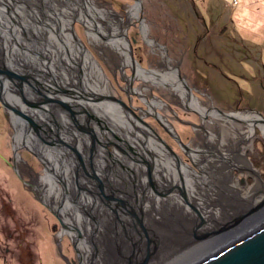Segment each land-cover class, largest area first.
<instances>
[{
    "label": "flooded vegetation",
    "instance_id": "1",
    "mask_svg": "<svg viewBox=\"0 0 264 264\" xmlns=\"http://www.w3.org/2000/svg\"><path fill=\"white\" fill-rule=\"evenodd\" d=\"M5 1L11 8V15L16 20V23L11 20L7 10L2 6H0V16L2 14V16L6 17L7 27H5L8 28L12 26L13 33H15L16 37L21 39V42L25 44V47L21 44L11 46L10 36L7 34V54L3 53L0 48V65L3 62L4 66L7 68H11L22 73L30 81L29 84H31L29 87L28 83L25 81L20 82L14 78L15 82L24 86L23 95H20L15 83L9 78L5 79L4 83L6 87L10 86V89L7 87V91H9V93L11 92V97H15L17 101H10L6 90L5 95L13 105H17V107L23 112L30 115L32 120H36V124L38 126L36 124L35 125L37 126L41 136L44 138L37 136L38 134L26 123V121L16 115L22 125L17 122L11 114L13 112L9 109L6 110L0 103L4 114H7L8 112L10 117L9 121L15 128L13 144L8 143V140H4V144L9 147L7 146L6 155H2L0 153V158L4 163L6 162V166L11 169L9 172L13 175L12 178L20 183L25 194L30 196L36 202L26 201L28 198L23 195H21L19 199H26L25 201L15 202L13 200L12 192L4 197L5 201H0V264H35L34 258L37 253L39 254L37 264H44V258L41 255L47 253L51 246L52 251L58 258L57 263L62 264L63 260L65 264H67L66 251L74 249L73 251L76 252L78 264H82L79 250L77 248V239H75L78 238V234L74 232L75 237L73 238L66 232L68 228L62 226V204L64 202H68L69 205L72 204L73 206L76 203V206H81L82 208L85 207L87 210L86 212H84V210L83 212H76V214L80 216L82 225H85L86 223L88 224L91 242L88 264H94L95 262L96 248L94 247L96 246V243L94 239H96V237L93 225H96V221L98 219L101 220L106 218L110 224H113L111 221L114 222V224L118 225L121 231L126 230L128 236H131L132 228L134 229V235L138 237V239H135L136 245L134 244V249L137 247L138 253L134 250L132 256L134 258H131L132 260L135 259V262L136 260H139V258H145L148 251L151 252L154 246L156 247L154 252L155 254H159L160 252L166 250L167 255L171 254L169 246H166L168 244L166 242L172 244L171 242H174L177 238V233L173 239H171V236H167V238L161 237L162 239H159L157 236L155 237V235H153L150 229H148V226L150 225L158 226L161 219H165V221L167 220L166 224L168 228V223L174 217V219H177L179 224L185 228H188L187 224H196L197 228L195 229V227H193L191 230V239L186 238L181 243L184 244L190 240V242L194 244V240L195 242H202L203 240L205 244H201L191 250L194 253L198 251V253H196L197 255L201 254V252H203V250H205L208 246L206 244L208 240H210L209 242H213L215 240L224 239L227 235L232 234L237 228H239L240 222L228 231L225 230L221 233L218 232L217 234L207 236L202 240L195 239L193 236L194 229L198 233L199 229H202L201 225L205 226V223L202 222L204 213H201V211L203 212L206 208H209V212H211L214 210L213 205L217 206L216 202L210 204L200 201L205 200V198L198 193L199 191L210 193L215 198L219 199V202L223 201V208L219 206L223 210L225 209L224 202L227 203L228 199L231 200L229 201L230 203H234L232 201L237 202V205H231L230 208H227V210L234 209V213L228 214L226 212L225 214L224 212L222 219H220V216H217L216 213V216H214L216 221L226 220L228 215L238 213L243 207L249 208L250 204L254 205L255 203H258V201L255 202V197L258 195L255 192L254 193L256 195L252 197H242L238 194L239 189L235 190L228 184V181H230V183L234 182L233 175L231 174L232 167L236 166L248 168V170L252 173H254V171L258 172L252 167L247 155L240 152L242 149L240 144L244 142L239 141L242 138V135L238 134L236 136V133L234 134V132L231 134V138L233 136L237 138L235 139V146L240 145V147H237L235 151L232 144H226L223 140L219 139V141L215 143L209 142L210 140L207 139L211 136V130L205 126L206 124L211 125L218 122L225 123L229 126H236V123H238L237 119H240L245 121H241L243 126L240 125L242 127L240 128V131H242L244 137H247L254 132L256 124L258 127H260V125L263 126V128L260 127V129L264 135V117L255 111H251L250 113L246 112V114L243 111H231L230 113H224L223 111H220L219 108L218 110L213 104L205 106L198 99V97L194 95V92H191V88L187 85L186 80L178 74L177 66L171 62V59L166 54L165 48L160 47V45H158L153 39L148 37L147 24L140 19L139 10L141 5L139 0H137L135 4L129 5L124 10L123 15H116L111 12L108 14V18H104L105 22L103 23L97 22L96 20V17H99L100 20L101 18L103 19L101 16L103 14L101 13L102 9H100L102 7H95L94 3L89 0V5L93 8L87 6L88 4H86V6L92 13L93 18L98 25V30H93L92 26L89 25L88 35L90 39H92V42L97 45L112 49L118 56L117 62H119V64L122 66L130 65L131 67H134L128 55L127 43L121 39L115 40L109 38L107 34V31L109 30L107 29V22L111 27L110 33L113 35L117 34L118 29L121 27L122 31L126 32L124 27L130 19L139 20V26L146 42L153 47H158L160 49L162 60L159 68L144 69L137 62V73L135 72V79H142L143 82L146 83L143 88L140 87L136 90L133 87V83H131L133 80L130 78L133 76V68H131V74L127 75L123 80L124 84L122 88L119 90L115 89L117 92L115 97L122 99L138 117L143 119L144 122H146V120H153V122H156L157 125L159 124L165 129L163 130L168 137L171 136L168 132V130H170L173 134H176L179 137L180 141L186 144L188 150L186 153H189V151L192 152V161L199 168V171H196L195 169H187L183 166L182 174H184L185 179H180L179 171L175 165L168 164L163 169L164 166L162 162L157 157L153 156L154 154H157L156 152L160 154L163 153V150L161 149L163 148L162 142L158 140V136L162 138L161 133L158 131V127H153L147 122L146 123L150 125V128L148 126L144 127L140 122L130 116L133 120V122H131L124 111L119 108L120 106H115L113 102L107 99L99 98V96H113L110 94V90L108 89L107 78L103 76L100 66L91 56L89 51H84L82 53V50L79 47L76 48L79 52L78 55L75 54V51L71 48L74 46L70 45V39L67 35H64L63 32L64 22H61L59 15L62 16L63 13L71 18L74 17V12L71 7L72 1H67V6H69V9L71 10L68 11L69 14L67 11H62L59 12L58 15L53 0H38L39 5L41 6L40 8L47 14H51L50 17L53 20V26L49 27L48 31L50 33L53 31L56 39L58 40L60 48L56 51H51L48 38L45 37L40 29L31 28L22 18V16L24 17V11L30 7L29 1L34 0H17L19 4L18 6L22 7V9L13 8L12 2L8 0ZM75 6L78 8L77 4H75ZM14 11L17 13L20 20ZM76 12L77 19L79 18L83 22L82 19L85 20L86 17L84 16V12L82 13L81 7L79 11L76 9ZM48 19L49 18H47V20ZM1 20L2 19L0 18V22ZM8 20L10 23H8ZM58 21L61 22L59 31L57 27ZM19 22L22 24L24 29L18 26ZM38 22H40V25L43 24V28L45 26H49L46 25L47 23L39 21V19ZM86 23H89L88 19H86ZM57 31L60 35H64V38L69 41H67L69 47L66 46L65 50H63L61 39L59 38L60 36L56 33ZM23 34H25L26 37ZM103 35L108 39H103ZM3 36L4 35H2V37ZM28 38L32 39L30 40ZM64 42L66 43L65 40ZM16 49L21 52L20 58L15 53ZM55 56H57V58ZM70 56H77L76 59L78 60V63L75 65L70 64L68 60L73 61L68 58ZM88 57L92 60L91 65L93 67V71H88L86 69L85 64L89 63L86 60ZM65 61L67 64H70V67L65 63ZM57 62L61 65L62 70H58ZM71 67H73L72 70ZM253 77L254 76H252V78ZM72 82L75 84L74 88L71 87L73 85ZM147 83H154L158 86L166 87L172 96H174L183 107H188L194 110L196 109L195 111L201 116L203 121L200 128V132L203 134V144L201 146H197L195 149H192L190 145L182 139V136L172 124V121H174L173 117H177L176 119H178V110L174 111L171 109L170 111L174 115H169L156 109L164 104L163 101L154 96H151V99L148 100L147 94L145 93V91L149 90ZM59 89H64V91L61 92ZM196 91L199 90L196 89ZM88 92H91L95 97L89 95ZM43 94H46L48 97H52L55 100L64 101L65 103L79 102L83 107L75 106V109L62 107L61 109L58 103H49L48 101L47 103L44 102L45 99L43 98ZM74 94H79L83 99L79 100L75 98ZM88 96H90L91 99H88ZM22 98L33 104L34 102L37 103L40 101L41 105L38 107V105L34 104L35 107L32 109L33 107L26 104ZM135 100L140 101L141 104H135ZM238 103L239 102L235 103L236 108H238ZM251 109L252 108H250V110ZM126 112L135 117L130 111L126 110ZM116 114H120L122 117H118ZM190 115L191 113L185 115L186 117L184 119H181V117L179 119L182 120L185 125L189 126L190 124H193V122L189 119L191 118ZM255 121L256 123H254ZM150 122L152 123V121ZM133 123L137 124L140 131L137 130ZM18 126L23 128L24 133L22 134V137L18 136ZM152 132L154 133L152 134ZM144 138H146V142H143L145 141ZM43 139L45 141H43ZM57 139H61L62 142L66 144L62 143V146L59 145L56 141ZM50 140H55L56 145L51 143L46 145L45 142ZM15 142H18V144H15ZM207 143L212 144V146L206 145ZM74 146L82 152L85 151L88 154L92 149L94 155L92 160L89 157L90 154L88 157L84 156L82 153L76 154L73 151ZM19 147H26L35 153L38 152L37 154H39V157L43 161L42 163H44L43 174H37L29 160H24L23 164H19L17 162L21 159V156L18 152L15 155L13 150L14 148L16 149ZM169 153H172V151ZM178 158L183 163L189 165L183 161L181 157ZM210 158L213 159V163ZM246 161L251 167L247 166ZM45 162L53 168L49 167ZM147 162L150 164L154 186H152L151 183H148L150 182L149 176L148 182L146 180V173L148 174L149 172L150 174ZM13 167H15V169ZM47 167L50 170L49 172L46 170ZM207 181L209 184H206ZM98 182L100 184H98L97 188ZM255 182L258 183L257 179H255ZM258 184L260 186L258 190H260L261 184ZM100 185H102V192L99 188ZM159 186H165L167 188L160 189ZM177 186L181 192L184 190L183 193L191 195L194 198V204L199 203L209 205L208 207H198L195 205L200 213V215L198 214L200 221L195 219L194 215L197 213L196 211L195 213L192 211V209H194L193 204L186 203L184 200L186 197H184L180 191L177 190ZM63 189L67 192L64 193ZM203 189L207 190V192ZM149 190L152 191L154 200L151 197L149 199L146 197V192ZM174 191H176L180 196L181 201L178 200L177 194ZM110 192L112 194H110ZM260 194H262V197L264 196L263 192ZM164 195L167 196L170 201L168 206L164 204V200L161 201V198ZM146 201H148V208L150 207L149 211L145 210L147 208L145 204ZM34 206H41V208H35ZM72 208L75 209V206ZM107 209H110V211ZM215 211L217 212V209ZM263 211L264 210L261 212ZM189 213L193 214V216L189 215ZM52 214L57 222L51 223L50 219ZM148 214L150 216H147ZM253 217L254 213L246 216V218H248L247 222L251 223ZM148 218L152 219V221L147 226L146 221ZM165 221L162 222L165 223ZM198 222H200V224ZM42 225H44V230L40 229ZM69 227H71V225H69ZM215 227L216 226L213 228ZM83 228L86 229V226ZM218 228H215L214 230ZM172 230L169 229V232L166 234L173 235L174 233ZM208 230L210 229L208 228ZM51 232L52 235L50 236ZM64 234L69 235L72 240V244L70 243L68 245L64 243L62 239ZM117 235H115V240L120 241V238L117 237ZM141 236L142 238L140 240ZM132 238L133 237L131 236L129 239L131 242L134 239ZM147 238L152 239L150 244H148ZM176 242L177 241H175V243ZM129 245L131 246L130 243ZM182 247L184 248L185 246L183 245ZM40 249L42 251H40ZM114 253L115 260L119 262V257L116 256V250Z\"/></svg>",
    "mask_w": 264,
    "mask_h": 264
},
{
    "label": "rangeland",
    "instance_id": "2",
    "mask_svg": "<svg viewBox=\"0 0 264 264\" xmlns=\"http://www.w3.org/2000/svg\"><path fill=\"white\" fill-rule=\"evenodd\" d=\"M2 1L4 3L6 2L5 0ZM8 1L12 2L13 8L19 5L17 0ZM53 1L55 3L58 15L59 12L62 11H67V13L68 11H71L69 6H67L68 0ZM91 1L94 3L95 7H102L100 9H102L101 13L103 14L101 16L103 19L101 18L100 20L96 17V20L97 22L103 23L105 22L104 18H108V14L112 12L116 15H123L124 10L129 5L135 4L137 0ZM29 2L30 7L24 11V17L22 16L23 20L26 21V23H28L31 28L40 29L42 31L45 37L48 38L51 51L58 50L60 45L58 44L55 34L53 31H51V33L48 31V28L53 26V20L50 17L51 14H47L43 11V9L40 8L41 6L39 5L38 0ZM139 2L141 5L139 10L140 19L147 24L148 37L153 39L158 45H160V47L165 48L166 54L171 59V62L177 66L178 74L186 80L187 85L191 88V92H194V95L197 96L205 106L213 104L217 107V109L219 108L224 113H230L231 111H243L246 114V112L250 113L251 111H255L264 117V0H139ZM71 4L75 6L73 1ZM46 15L47 18H49L48 20ZM62 16L59 15L61 22H64V35H67L71 40L72 36H70L68 30L70 23L69 20L71 17L66 16L65 14ZM4 17L5 16H3V18ZM38 19L41 22L47 23L46 25H49V27L45 26L43 28V24L40 25ZM71 19L76 36L88 49L91 56L100 66L103 76L109 81H107V85L108 89L110 90V94L116 96L117 92L115 89L119 90L122 88L124 84L123 80L127 75L131 74L130 71L132 67L130 65L122 66L119 64V62H117L118 56L113 52L112 49H109V47L99 46L92 42V39H90L88 35L87 29L90 24L86 23V19H82L83 22L80 19H77V17H72ZM8 23H10V21ZM1 24L0 31L4 28V31H8L9 34V29H13L11 27L6 28L7 26L3 27ZM139 25V20L130 19V21H128L124 27V30H126V37L131 47V54L144 69L159 68L162 60V56L160 54L161 51L158 47H153L146 42ZM16 39L20 41L18 37H16ZM0 42L2 43V38H0ZM75 46L76 48H79L77 45ZM71 48L74 50V47ZM4 51L7 53V47L4 49ZM74 51L75 54L78 55L79 52L77 50ZM20 53L21 52L19 50V57H21ZM55 57L57 58V56ZM89 57L86 59L87 62H89L85 64L86 69L88 71H93V67L91 65L92 60ZM57 68L58 70H62L59 62H57ZM252 76L254 77L252 78ZM131 83H133V87L136 90H138L140 87L143 88L144 84H146L142 79L137 78L133 79ZM147 85L149 86V90L145 91V93L147 94L148 100L151 99V96H154L164 102L161 107L156 108L158 111H162L169 115H174L170 110H178V119H176L177 117H173L174 121H172V124L178 130L182 136V139L187 144H189L192 149H195L197 146H201L203 144V134L200 132V128L203 121L201 116L195 111L196 109L194 110L188 107H183L181 103L174 96H172V94L164 86H158L154 83H147ZM196 89L199 91H196ZM237 102H239L238 108L235 107V103ZM135 104L140 105L141 102L135 100ZM250 108L252 109L250 110ZM189 113H191V118L189 119L193 122V124L187 126L179 118L181 117V119H184L186 117L185 115ZM5 114L0 106V153L2 155L7 153L6 149L8 146L4 144V140H8V143L13 144L15 135V128L9 121V114L8 112L6 115ZM150 121H152V123ZM146 122L151 124L153 127H158V131L161 133L162 139L166 140V143H169L167 144L172 153L178 157H181L182 160L188 163L193 169L199 171V168L192 161V152L189 151V153H186L188 151L186 146L182 147L181 144L172 136H170L171 138L168 137L164 131L165 129L159 124L157 125V123L153 122V120H146ZM237 122L238 123H236V126H229L222 122L211 125L206 124L205 127L211 130V136L207 140H210L209 142L214 143L218 142L219 139L223 140V142L226 144H232L234 146V150L241 145L242 149L240 152L247 155L252 167L258 171L260 179L264 181V135L262 134L260 127H258L256 124L254 132L251 135L244 137V134L242 131H240L243 123L240 121ZM232 132H234V134L236 133V136L238 134L242 135L241 139L244 142L239 146H235V139L237 138L234 136L231 138V134H233ZM15 144H18V142H15ZM15 151L21 156V159L17 161L19 164H23L24 160H29L37 174L44 173V163H42V161L37 157L38 155L36 153H33L32 150H29L26 147L16 148ZM163 151L168 155L164 145ZM168 156L173 162L175 161L170 155ZM5 163L0 158V201H3L4 197L12 192L13 200L15 202L25 201L26 199H19L20 196L23 195L28 198L26 201L36 203L35 200L25 194L20 183L12 178L13 175L11 172H9L11 169H9ZM231 170L233 181L237 184V188L239 189L238 194H240L242 197L246 196L247 192L254 193L257 188L259 189L260 186L258 184V178H256L255 173L249 171L248 168L235 166L232 167ZM146 175V180L148 182V174L146 173ZM255 179H257L258 183L255 182ZM258 189L257 191H259ZM205 191L207 192V190ZM198 193H200L203 197H207L202 191H199ZM260 193L262 192L260 191L257 193L258 195L255 197V202L261 199L262 194ZM177 198L179 201H181V198L178 194ZM184 200L187 204L189 203L187 202V198H184ZM207 200L200 201L210 204L216 202L217 206L213 205L214 210L211 212H209V208H206V210L203 212L201 211V213H204L202 222L205 223V226L201 225V227L204 229H207L206 227L212 229L214 226H218V223L214 217L216 216V213L217 216H220V219H222L224 212L225 214L226 211H228V214L235 212L234 209L227 210L225 202L224 207H226V209H221L223 208V201L219 202L217 201L219 199L213 198V196H210L207 198ZM227 201L229 203L231 200L228 199ZM232 202L234 203L229 204L232 206L237 205L236 201ZM244 203L247 204L246 202ZM164 204L168 206L167 203ZM70 206L74 207L72 204H70ZM219 206H221V208ZM34 207L41 208V206ZM216 208L218 209L219 213L215 211ZM192 211L195 212L194 209H192ZM189 215L193 216V214L190 213ZM194 216L198 219L196 215ZM174 218H172L169 222L173 223V235L160 233L159 225L148 226V229L152 231L153 235H155V237L157 236L159 239H162L161 237L167 238V236H171V239H173L177 233V240L175 239V241H177L176 243L175 241H172V244L166 242L168 243L166 246H169L171 254L177 249H182L183 245L185 247L194 246L190 240L184 244L181 242H183L186 238L191 239V230L193 227L197 226L194 225V223H191L190 225L187 224L188 228H185L179 224L177 219ZM50 221L51 223L57 222L53 214L51 215ZM162 221H165V219H161V222ZM165 223H167V220ZM198 223L200 224V222ZM43 226L44 225L40 227L41 230H44ZM201 230L199 229L198 233H200ZM69 231L74 236L75 231L71 229H69ZM51 235L52 232L50 233V236ZM131 236L134 238V240L138 239L134 233H131ZM63 237L62 239L65 244H72V240L69 235L64 234ZM119 238L121 239L120 236ZM114 241L115 243H113V248L115 247L116 254H120L121 252L119 250H122L124 247V242L119 240ZM194 243H196L195 240ZM170 245L173 246V248ZM73 250L69 249V251H66L67 264H78L76 252ZM40 251L42 250L40 249ZM122 252H124L126 256L128 254V249H125ZM186 254L187 250L183 249L182 254L171 263L177 264L178 261L180 262L181 260H184ZM38 256L39 254L37 253L36 257L34 258L35 264H37ZM41 256L44 258V264H60L57 263L58 258L52 251V246L47 253L44 255L42 254ZM156 256L159 258L158 255ZM131 261L135 262V259ZM62 264H65L63 260Z\"/></svg>",
    "mask_w": 264,
    "mask_h": 264
},
{
    "label": "bare ground",
    "instance_id": "3",
    "mask_svg": "<svg viewBox=\"0 0 264 264\" xmlns=\"http://www.w3.org/2000/svg\"><path fill=\"white\" fill-rule=\"evenodd\" d=\"M73 2H75V4H77V7L78 8H75V6H71L72 7V10H73V12H74V17H77V12H76V9H78V11H79V9H80V7H81V11H82V13L84 12V16L86 17V19H88V21H89V24L92 26V29L93 30H98V25H97V23H96V21H95V19L93 18V15H92V13L88 10V8H87V6H89V7H92L91 5H89L90 3H89V0H72ZM14 2V1H13ZM86 4H88L87 6H86ZM0 6H2V7H4L6 10H7V13L9 14V16H10V18H11V20L14 22V23H16V20L14 19V17L11 15V8L8 6V3L6 4V2L4 3L2 0H0ZM14 8H18V9H22V7H20V6H16V7H14ZM93 8V7H92ZM54 11V10H53ZM14 13L16 14V16L18 17V19L20 20V18H19V16L17 15V13L14 11ZM52 14H53V12H52ZM56 14V13H55ZM63 15V14H62ZM0 18L2 19L1 20V22H2V24H1V22H0V24L3 26V27H5L6 26V17H4L3 18V16H2V14H1V16H0ZM84 18V17H83ZM97 18H99V17H97ZM79 19V18H78ZM100 19V18H99ZM71 18H70V23H69V28H68V30H69V32H70V36H72V39L70 40V42L68 41V40H66L65 38H64V35H60L59 33H58V31H59V28H60V25H61V22L60 21H58V24H57V27H58V31L56 32V33H58V35L60 36L59 38L61 39V43H62V47H63V50H65V48H66V46L67 47H69L68 46V44H67V41L70 43V45L71 46H74V50H76V47H75V45L77 44L78 45V47H80L81 48V50H82V53L84 52V51H88L87 49H86V47L84 46V44L81 42V40L76 36V34H75V32H74V29H73V26H72V23H71ZM107 22V21H106ZM107 25L109 26V27H107V29H109V31H107V34H108V36H109V38H111V39H115V40H119V39H121V40H123V41H125L126 43H127V50H128V55H129V57H130V60H131V62L133 63V65H134V67L132 66V68H133V76L132 77H130V78H132V80L133 79H135V72L137 73V70H136V65H137V61L135 60V61H133V59H132V56H131V50H130V45H129V42H128V39H127V37H126V32L125 31H122V27L121 28H119L118 29V31H117V34H111L110 33V29H111V27H110V25L108 24V22H107ZM9 26H11V25H9ZM18 26L19 27H21L22 29H24L23 27H22V24L19 22L18 23ZM49 27V26H48ZM11 28H12V26H11ZM87 29H88V27H87ZM6 31V30H5ZM4 31V28L3 29H1V31H0V35H1V38H2V43L0 44L1 46H0V48H1V50L3 51V53H6V51H4V49L7 47V40H6V37H7V34H8V31H6L5 32ZM22 31H24V30H22ZM25 32V31H24ZM98 33H100V32H98ZM9 34H10V43H11V46L13 45V46H16V45H22L23 47H25L24 45V43L23 42H21V39H20V41H18V39H16V35H15V33H13V29L11 30V29H9ZM2 35H4L3 37H2ZM25 37H26V35L25 34H23ZM50 37V36H49ZM102 38L103 39H108L107 37H105L104 35L102 36ZM28 39H32V38H28ZM34 40V39H33ZM64 40L66 41V43L64 42ZM36 41V40H35ZM74 43V44H73ZM3 46V47H2ZM18 51L19 50H15V53L17 54V56H18ZM13 52H14V50H13ZM66 52V51H65ZM7 54V53H6ZM68 54H70V53H68ZM19 57V56H18ZM20 58V57H19ZM68 58H70V59H72L73 61H70V60H68V62L70 63V64H73V65H75L76 63H78V60L76 59L77 57L76 56H70V57H68ZM65 63H66V61H65ZM67 64V63H66ZM70 64H67L69 67H70ZM71 70H72V67H71ZM70 75V74H69ZM79 75H80V73H79ZM14 83H15V85H16V87H17V89L19 90V83H17V82H15V81H13ZM19 84V85H18ZM86 85V84H85ZM74 83H73V85L71 86V87H73L74 88ZM8 87V89H10V86H7ZM7 87H6V91H7ZM5 90H4V94H5ZM8 92V98H10L9 100L10 101H12V102H16L17 101V99L15 98V97H11L12 96V94H11V92L9 93V91H7ZM89 93V95H91L92 97H95V96H93L92 95V93L91 92H88ZM20 94V93H19ZM71 97H73V96H71ZM74 97L75 98H77V99H79V100H82L83 98L79 95V94H74ZM115 97V96H114ZM8 98H7V100H8ZM56 98V97H55ZM88 99H91V97L90 96H88L87 97ZM99 98H103V99H107V100H109V101H111V102H113L114 104H115V106H120L119 108L121 109V110H123L124 111V113L127 115V117H128V119L131 121V122H133V120H132V118H134V119H136L138 122H140L144 127H149L150 128V125H148L146 122H142V121H139L136 117H133L132 115H130L128 112H126V110L124 109V108H122V106L118 103V102H116L115 100H112L111 98H109V96H107V97H102V96H99ZM8 100V101H9ZM9 101V103L10 104H12L11 102ZM59 101V100H58ZM58 103V102H57ZM59 104V103H58ZM67 105H68V107L70 108V109H75V106H82L79 102H75V103H73V102H67L66 103ZM85 104V103H84ZM13 105V104H12ZM60 105V104H59ZM13 106H15V105H13ZM17 106V105H16ZM61 106V105H60ZM83 107V106H82ZM54 108V107H53ZM8 110V109H7ZM114 110V109H113ZM117 110H118V108H117ZM10 111H11V109H10ZM54 111V110H53ZM115 111V110H114ZM11 112H13V111H11ZM14 113V112H13ZM13 113H11L12 115H13V117L16 119V121L17 122H19L20 123V121H19V119H18V117H16V114L14 115ZM54 113V112H53ZM18 116V115H17ZM63 116V115H62ZM116 116H118V117H122V115H120V114H116ZM130 116L132 117V118H130ZM20 118H22L21 116H19ZM42 117V116H41ZM139 118H141V117H139ZM158 118V117H157ZM23 119V118H22ZM142 119V118H141ZM159 119V118H158ZM235 119H237V118H235ZM25 120V119H24ZM160 120V119H159ZM238 121L240 120V119H237ZM26 121V123L29 125V123L27 122V120H25ZM245 122L244 120H240V122ZM34 122L35 123H37L36 122V120H34ZM254 123H256V121L254 122ZM21 124V123H20ZM134 124V126L137 128V130H139L140 131V128L137 126V124L136 123H133ZM22 125V124H21ZM35 125V124H34ZM30 126V125H29ZM36 126V125H35ZM38 126V125H37ZM38 135L37 136H41V134L39 133V131H38V129H36V128H34V126H30ZM254 127V126H253ZM260 127L261 128H263V126H261L260 125ZM17 130H18V132H19V134H18V136L19 137H22V134L24 133V131H23V128L21 127V126H18L17 127ZM141 131H143V130H141ZM154 132H152V134H153ZM47 135V134H46ZM175 135V134H174ZM32 136V135H31ZM52 136V135H51ZM155 139H157L155 136H153ZM41 138H44L43 136H41ZM76 138V137H75ZM162 139V138H161ZM144 140L145 141H143V142H146V138H144ZM160 142H162L160 139H158ZM163 140V142H162V144L164 145V144H166L167 146H168V144L166 143V141L164 140V139H162ZM239 141H242V139L241 140H239ZM142 142V143H143ZM145 144V143H144ZM181 146L182 147H185L186 146V144H184L182 141H181ZM60 145V144H59ZM206 145H211L212 146V144H209V143H207ZM164 147L166 148V146L164 145ZM162 150H163V148H161ZM44 150V149H43ZM166 150H167V152H168V154L175 160L174 162L171 160V158L167 155V154H165V152L163 151V153L162 154H160V153H158V152H156L157 154H154L153 156H155V157H157L161 162H162V164H163V169L165 168V166L166 165H168V163H170V164H173V165H175L176 166V168L178 169V171H179V174H180V179L182 178L183 180L185 179L184 177V174H182V167L184 166V167H186V168H188V169H191V170H193V168L192 167H190L189 165H187V164H185V163H183L182 161H180V159L178 158V156L177 155H175L174 156V153H169L170 152V149H169V147L168 148H166ZM47 153V152H46ZM193 153H194V151H193ZM52 157V156H51ZM48 160V159H47ZM210 160H211V162L213 163V159L212 158H210ZM148 161V160H147ZM46 163V162H45ZM69 163V162H68ZM47 165H48V163H46ZM169 164V165H170ZM246 164H247V166L248 167H251L250 165H249V163L246 161ZM147 165L149 166V171H150V174H149V172H148V176H149V179H150V183H151V185L152 186H154V180H153V178H152V172H151V168H150V164H148V162H147ZM235 165V164H234ZM49 167H52V166H50V165H48ZM53 168V167H52ZM168 169V168H167ZM48 172L50 171L49 169H48V167H47V169H46ZM254 173H255V175H256V177L258 178V180H259V183L261 184V189L259 190V191H255V193L257 194V193H259L260 191L261 192H263L264 193V181H262L261 179H260V177H259V173L258 172H256V171H254ZM64 176H65V173H64ZM185 182V181H184ZM153 183V184H152ZM206 184H209L208 183V181L206 182ZM228 184H229V186L230 187H232L233 189H238L237 188V184L236 183H230V181H228ZM160 188H167V187H165V186H159ZM66 188V187H65ZM175 188V187H174ZM231 188V189H232ZM258 189V188H257ZM52 190V189H51ZM148 190V189H147ZM177 190H179L180 191V189L178 188V186H177ZM253 190V189H252ZM251 190V191H252ZM63 192L64 193H66L67 191L66 190H64L63 189ZM180 193L184 196V197H186L187 199H188V201H189V203H191V204H193V208L195 209V211H196V213L197 214H195L197 217H198V214L200 215V213H199V210L197 209V207L195 206V205H197L198 207H208L209 205H205V204H199V203H195L194 204V198L191 196V195H188V194H186V193H183V192H181L180 191ZM110 194H112L111 192H110ZM207 197H204L205 198V200H207V198H209L210 196H213V195H211L210 193H204ZM252 194V195H251ZM256 194H254V193H249V192H247V195H246V197H252V196H254V195H256ZM81 196V195H80ZM80 196H79V199H80ZM198 196V195H197ZM146 197L149 199L150 197L154 200V197H153V193H152V191L151 190H149V191H147L146 192ZM213 198H215L214 196H213ZM47 199V198H46ZM78 199V200H79ZM264 199V196L262 197V199H260L259 201H258V203L261 201V200H263ZM49 200V199H48ZM162 200H164V203H169L170 201H169V199H168V197L167 196H163L162 198H161V201ZM66 201H68V200H66ZM208 201V200H207ZM219 201V200H218ZM230 203V202H229ZM228 202L226 203V207L227 208H230L231 207V205L229 204ZM145 204H146V211H149L150 210V207L148 208V201H146L145 202ZM151 204V203H150ZM257 203H255L254 205H256ZM254 205H252V204H250V207H252V206H254ZM75 206V209L74 208H72L70 205H69V203L68 202H64L63 204H62V219H63V222L65 223V228H68V230H66V232L67 233H69V235H71L73 238H74V236H73V234H71V232L69 231V229H71V230H74L75 232H76V234H78V238H75V239H77V248H78V250H79V254H80V259H81V263L82 264H88L89 263V256H90V254H89V249L91 248V246H90V234H89V231H88V224L86 223L85 225L83 224L82 225V223H81V219H80V216L78 215V214H76V212H83V210H84V212H86L87 210H86V208L84 207V208H82L81 206L79 207V206H76V204L74 205ZM226 207H225V209H226ZM249 207V208H250ZM118 208V207H117ZM219 208V207H218ZM249 208H247V207H243L238 213H236V214H234V215H228V218L226 219V220H222V221H220V220H218L217 221V225L218 226H216L215 228H218V227H220L221 225H223L224 223H226V222H228V221H230L229 223L230 224H232V227L230 228V229H232V228H234L238 223H233V221L235 220V219H237L238 217H240V216H242V214H245L246 212H247V210L249 209ZM217 209V208H216ZM220 209V208H219ZM107 210H109L110 211V209H107ZM221 210V209H220ZM262 210H264V205L262 206V208H259L258 210H256L255 212H254V217H253V220L251 221V223H253V221H258V218H260V219H263L264 218V211L263 212H261ZM168 212V211H167ZM217 212L219 213V211H218V209H217ZM226 212H228V211H226ZM195 213V212H194ZM134 214V213H133ZM147 216H150L149 214L147 215ZM255 216H257V217H255ZM126 217V216H125ZM195 219L196 220H199V217H198V219L195 217ZM151 221H152V219H150V218H148L147 219V221H146V225L148 226L150 223H151ZM97 223H96V225H93L94 226V234H95V237H96V239H94V241H95V243H96V246L94 247V248H96V254H95V262H94V264H112V263H117V264H172L171 262H173L174 260H176L181 254H182V252H183V249H186L187 250V254H186V256H185V258H184V260H181L180 262L178 261L177 262V264H187V263H189L190 261H192L193 259H195L198 255L196 254V253H198V251L197 252H192L191 250H193L194 249V247L196 248L197 246H199V245H201V244H205L204 243V241L202 240L203 238H205V237H200V239L199 238H195V239H198V240H202V242H196V243H194V246H188V247H185V248H183V249H180V250H176L174 253H172V254H169V255H167V250L166 251H162V252H160L159 254H155L154 252H155V250H156V247L154 246V248H153V250H151V252L150 251H148V253H147V255H146V257L145 258H139V260H136V262H134V261H131L132 260V258H131V256L133 255V252H134V250H136V252L138 253V248L137 247H135V249H134V244L136 243V241H134V239L132 240V242L129 240L130 238H131V236H128V233H127V231L125 230V231H121V229L118 227V225H116V224H114V222H112L111 221V223H113V224H110V222L106 219V218H104V219H98L97 221H96ZM169 224V228H168V226H167V224L166 223H161L160 222V233H167V232H169V229L170 230H172L173 228H172V225H173V223H168ZM248 224H250V223H248ZM69 225H71V227H69ZM196 225V224H195ZM253 225V224H252ZM84 226H86V229H84L83 227ZM146 226V227H147ZM195 228H197V226L195 227ZM202 228V227H201ZM215 228H213V229H210V230H208V228L207 229H204V228H202L203 230H201L200 231V233L199 234H205V233H207V232H209V231H214V229ZM242 228L243 227H241V226H239V228H237L236 230H235V233H238V232H240L241 230H242ZM230 229H228V230H230ZM136 232V231H135ZM132 233H134V229L132 228ZM234 233V232H233ZM119 235V236H123V237H121V239H120V241H122V242H124V247H123V251L125 250V249H128V254L125 256V253L124 252H122V250H120L121 251V255L120 254H116L118 257H119V262L117 261V260H115V247L113 248V243H115V235ZM138 235V234H137ZM118 236V237H119ZM207 237V236H206ZM229 235H227V237L226 238H224V239H221V240H215V241H213V242H209L210 240H208V242L206 243L208 246L205 248V250H203V252H201V254H203L204 252H207V251H210V250H212V249H215L216 247H218L219 245H221V243H223V242H225L226 240H228L229 239ZM141 238H142V236L140 237V240H141ZM156 240V239H155ZM166 241V240H165ZM206 241V240H205ZM147 242H148V244H150L151 242H152V239L151 238H147ZM129 243L131 244V246H130V252H129ZM136 245V244H135ZM171 246V245H170ZM172 247V246H171ZM148 248V247H147ZM202 248V247H201ZM114 249V250H113ZM190 250V251H189ZM182 251V252H181ZM94 253H95V251H94ZM129 253H130V255H129ZM196 254V255H195ZM201 254H199V255H201ZM120 255V256H119ZM128 255H129V257H128ZM156 255H158L159 256V258L156 256ZM128 257V258H127ZM126 258V259H125ZM189 259V260H188ZM124 260H125V262H124ZM179 260V259H178ZM188 260V261H187ZM187 261V262H186ZM133 262V263H132ZM185 262V263H184ZM115 263V264H116Z\"/></svg>",
    "mask_w": 264,
    "mask_h": 264
},
{
    "label": "water",
    "instance_id": "4",
    "mask_svg": "<svg viewBox=\"0 0 264 264\" xmlns=\"http://www.w3.org/2000/svg\"><path fill=\"white\" fill-rule=\"evenodd\" d=\"M131 56H132V54H131ZM132 59H133V61H135L133 56H132ZM8 78L11 81H14V78H16L20 82L25 81L26 83H28L29 87L31 86V84H29L30 81L22 73L15 71L11 68H7L6 66H4V63L2 62V64L0 65V103L3 105V107L6 110L11 109V111H13L16 115L21 116L23 119L27 120V122L29 123L30 126H34V128H36L37 126L34 125L36 123H34V121L32 120V117L30 115L23 112L17 106H13L7 100V97L4 94V90L6 89V85L4 83V80L8 79ZM19 86H20L19 87V93H20V95H23L24 86L21 84ZM59 90H61V92L64 91V89H59ZM43 96H44L43 98L45 99L44 102H46V103H47V101L49 103H52V102L57 103L58 102L61 105L60 106L61 108L65 107V108L70 109L64 101L55 100L52 97L51 98L48 97V95H46V94H43ZM109 98L118 102L125 110L130 111L135 117H137V119L139 121L144 122L143 119L139 118L134 113V111L131 108H129V106L122 99L116 98L114 96H109ZM23 101L26 104H29L30 107H33L32 109H34V107H35L34 104L38 105V107H40V105H41L40 101L37 103L34 102V104L31 102L29 103V102L25 101L24 99H23ZM168 132L170 133V135L175 140H177L179 143H181L179 137L176 134L174 135L170 130H168ZM158 139H160L163 142V140L159 136H158ZM43 141H45V140L43 139ZM56 141L61 146H62V143L66 144V143L62 142L61 139H57ZM56 141L50 140V141L45 142V143H46V145H48L50 143L55 144ZM164 145L166 146V148H168V146L166 144H164ZM15 150L16 149L14 148V154L16 155ZM73 151L76 154L82 153L86 157H88V155L90 154L89 157L91 160L94 156L92 149L90 150V153L88 154L85 151L82 152L76 146H74ZM32 152L35 153L34 151H32ZM37 155L39 157V154H37ZM40 160L42 161L41 158H40ZM13 168L15 169V167H13ZM98 184H100V183L99 182L97 183V188H98ZM99 188H100V191L102 192V190H103L102 185H100ZM263 205H264V199L261 200L256 205L250 207L245 214H242V216L238 217L237 219H235L233 221V223H235V222L239 223L240 222V226L243 227L240 232H238V233L234 232L232 234H229L230 237L228 240L221 243V245H219L215 249H212L210 251L204 252L201 255H198L195 259H193L192 261H190L187 264H264V218L260 219L261 217L258 218L257 216H255L258 218V221L255 220V221H253V223H250V224H248V222H247L248 218H246V216L250 215L251 213H254L259 208H262ZM229 222L230 221L224 223L218 229H216L214 231H209L205 234H198L197 231L195 230L196 229L195 228L193 236L195 238H200V237L211 236V235L217 234L218 232L221 233L225 230L228 231V229H230L232 227V224H230ZM62 226L65 227V223L63 221H62Z\"/></svg>",
    "mask_w": 264,
    "mask_h": 264
}]
</instances>
